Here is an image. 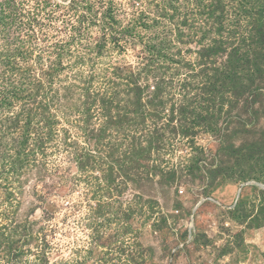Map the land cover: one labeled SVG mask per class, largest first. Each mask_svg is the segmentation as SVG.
I'll return each instance as SVG.
<instances>
[{
    "label": "rangeland",
    "instance_id": "1",
    "mask_svg": "<svg viewBox=\"0 0 264 264\" xmlns=\"http://www.w3.org/2000/svg\"><path fill=\"white\" fill-rule=\"evenodd\" d=\"M0 264H264V0H0Z\"/></svg>",
    "mask_w": 264,
    "mask_h": 264
},
{
    "label": "built area",
    "instance_id": "2",
    "mask_svg": "<svg viewBox=\"0 0 264 264\" xmlns=\"http://www.w3.org/2000/svg\"><path fill=\"white\" fill-rule=\"evenodd\" d=\"M243 187H245V185H242V186H241V191H240V193H239L240 195H241V192H242V190H243ZM239 197H240V196H239ZM238 199H239V198H238ZM202 205H203V204H201V206H202Z\"/></svg>",
    "mask_w": 264,
    "mask_h": 264
}]
</instances>
